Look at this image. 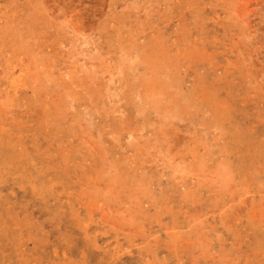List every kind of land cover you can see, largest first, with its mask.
<instances>
[{"label":"rangeland","instance_id":"obj_1","mask_svg":"<svg viewBox=\"0 0 264 264\" xmlns=\"http://www.w3.org/2000/svg\"><path fill=\"white\" fill-rule=\"evenodd\" d=\"M0 264H264V0H0Z\"/></svg>","mask_w":264,"mask_h":264},{"label":"bare ground","instance_id":"obj_2","mask_svg":"<svg viewBox=\"0 0 264 264\" xmlns=\"http://www.w3.org/2000/svg\"><path fill=\"white\" fill-rule=\"evenodd\" d=\"M31 12V11H30ZM35 21V20H34ZM38 35V34H37ZM128 38V37H127ZM50 45H51V42L49 41ZM48 56V55H47ZM130 57V56H129ZM125 60V59H124ZM103 64V63H102ZM176 64V63H175ZM162 72V71H161ZM100 88V87H99ZM133 92V91H132ZM175 123V122H174ZM34 126V125H33ZM46 127V126H45ZM151 131V130H150ZM174 134V133H173ZM175 135V134H174ZM170 147V146H169ZM197 147V146H196ZM145 150V149H144ZM103 161V160H102ZM102 164V163H101ZM227 170V169H226ZM199 176V175H198ZM113 188V187H112ZM114 201V200H113ZM103 220V219H102ZM141 225V224H140ZM150 228V227H149Z\"/></svg>","mask_w":264,"mask_h":264}]
</instances>
